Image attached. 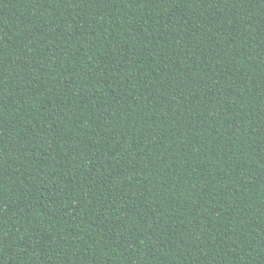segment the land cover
I'll return each instance as SVG.
<instances>
[{"label":"trees","instance_id":"trees-1","mask_svg":"<svg viewBox=\"0 0 264 264\" xmlns=\"http://www.w3.org/2000/svg\"><path fill=\"white\" fill-rule=\"evenodd\" d=\"M0 264H264V0H0Z\"/></svg>","mask_w":264,"mask_h":264}]
</instances>
